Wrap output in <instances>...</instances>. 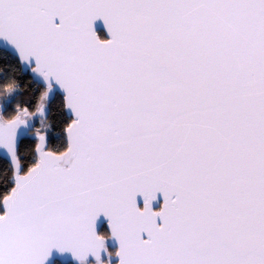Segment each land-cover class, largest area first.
Listing matches in <instances>:
<instances>
[{"label":"snow or ice","instance_id":"1","mask_svg":"<svg viewBox=\"0 0 264 264\" xmlns=\"http://www.w3.org/2000/svg\"><path fill=\"white\" fill-rule=\"evenodd\" d=\"M0 49V264H264V0H0Z\"/></svg>","mask_w":264,"mask_h":264},{"label":"trees","instance_id":"2","mask_svg":"<svg viewBox=\"0 0 264 264\" xmlns=\"http://www.w3.org/2000/svg\"><path fill=\"white\" fill-rule=\"evenodd\" d=\"M12 57H13V55H11L7 50H5V51L0 50V69L4 70L5 75L9 74L12 71V69L16 67L15 61ZM17 75L20 76V78L22 79L24 84L28 83L27 74L21 75L19 72H17ZM18 99L24 100V101H29V100L33 99V96L28 95V94H23V95L19 96ZM58 107H59V103L57 101L53 111H55L56 108H58ZM37 127H39L38 123H37ZM5 166L6 165L4 164V162L0 161V171H2ZM5 182H6L5 177L3 175H0V184H3ZM104 229H105V234H108L106 226H104L101 230H104ZM110 252H114V250L111 249ZM54 264H66V263H63L62 261L57 260V262H55ZM68 264H73V263L70 262Z\"/></svg>","mask_w":264,"mask_h":264},{"label":"water","instance_id":"3","mask_svg":"<svg viewBox=\"0 0 264 264\" xmlns=\"http://www.w3.org/2000/svg\"><path fill=\"white\" fill-rule=\"evenodd\" d=\"M97 28L99 31H102V32L104 31V25L102 21L98 22ZM0 50H4V51L7 50L11 55H13L10 49H0ZM159 203L160 201H157V203L155 204V207H159ZM99 226H100V229H102L104 226L107 227L106 221L103 218L101 219ZM116 247H118V245L115 241H109V251H111V249L115 250ZM57 260L62 261L63 263H66V264L70 262L75 264L74 258L71 256V254H67V253L66 254H55L53 260L51 261V264H54L55 262H57Z\"/></svg>","mask_w":264,"mask_h":264}]
</instances>
